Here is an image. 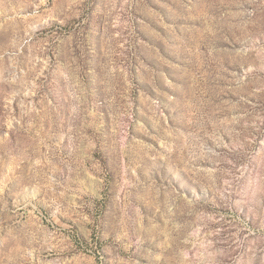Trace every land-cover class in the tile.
<instances>
[{
    "label": "rangeland",
    "instance_id": "374dc122",
    "mask_svg": "<svg viewBox=\"0 0 264 264\" xmlns=\"http://www.w3.org/2000/svg\"><path fill=\"white\" fill-rule=\"evenodd\" d=\"M0 264H264V0H0Z\"/></svg>",
    "mask_w": 264,
    "mask_h": 264
}]
</instances>
